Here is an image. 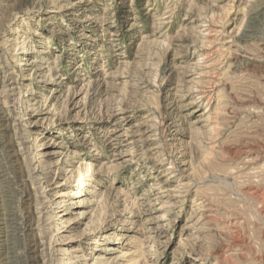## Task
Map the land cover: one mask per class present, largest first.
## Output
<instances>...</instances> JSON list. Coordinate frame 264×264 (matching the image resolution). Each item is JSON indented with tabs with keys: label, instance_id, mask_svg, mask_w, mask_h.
<instances>
[{
	"label": "rangeland",
	"instance_id": "1",
	"mask_svg": "<svg viewBox=\"0 0 264 264\" xmlns=\"http://www.w3.org/2000/svg\"><path fill=\"white\" fill-rule=\"evenodd\" d=\"M0 83V264H264V0H0Z\"/></svg>",
	"mask_w": 264,
	"mask_h": 264
},
{
	"label": "bare ground",
	"instance_id": "2",
	"mask_svg": "<svg viewBox=\"0 0 264 264\" xmlns=\"http://www.w3.org/2000/svg\"><path fill=\"white\" fill-rule=\"evenodd\" d=\"M2 4V3H1ZM7 4V3H6ZM4 5H5V3H4ZM5 6H7V5H5ZM4 11V10H3ZM4 13V12H3ZM3 23V22H2ZM1 84V83H0ZM246 89V88H245ZM25 97V96H24ZM7 126V125H6ZM35 139H37V137L35 138ZM35 143H37V141L35 142ZM9 150V149H8ZM11 150V149H10ZM16 152H13L11 155H10V157L11 158H14V157H16ZM6 155V154H5ZM40 155H41V160H42V162L39 164V165H37V167H39V168H41L42 166H46V167H48V166H50V165H52V162H49L50 160H45V157H47L48 155H53V152H50V153H46V152H41L40 153ZM15 159V158H14ZM10 161V160H9ZM1 164V163H0ZM8 164V163H7ZM5 165V164H4ZM15 165H17V166H14L12 169L15 171V172H17V173H20L21 172V168H22V165L20 164V163H16ZM0 168H1V166H0ZM4 169V168H3ZM8 169V168H7ZM2 171V170H1ZM6 172V171H5ZM11 172V171H10ZM47 172H48V170L46 169L45 170V174H47ZM7 173V172H6ZM10 175H13L12 173L10 174ZM18 175V174H17ZM48 177V176H47ZM10 178V177H9ZM12 178V177H11ZM46 178V177H45ZM14 179V178H13ZM17 179V178H16ZM19 179V178H18ZM17 179V180H18ZM24 179V178H23ZM51 177L49 176L48 177V180L49 181H51ZM11 181V180H10ZM10 181H8V182H10ZM24 181V180H23ZM18 183H20V180L19 181H17ZM16 182V183H17ZM21 182H22V178H21ZM51 183V182H50ZM8 185H10V184H8ZM16 185V184H15ZM20 185V184H19ZM50 185H52V184H50ZM17 187V186H16ZM8 189V188H7ZM1 190V189H0ZM5 191V190H4ZM7 191V190H6ZM9 191V190H8ZM2 192V191H1ZM10 193V192H9ZM12 194V193H11ZM6 195V194H5ZM55 196H53V197H57V199L60 197V196H62V195H64V193H61V194H54ZM1 197V196H0ZM3 197V196H2ZM5 197V196H4ZM3 197V198H4ZM26 197V196H25ZM52 197V196H51ZM28 199V198H27ZM2 199H0V201H1ZM24 200V199H23ZM26 201V200H25ZM4 202V201H3ZM62 211H60V213H61ZM59 213V212H58ZM201 219V218H200ZM77 219H75L74 221H76ZM202 228H200V230H201ZM210 229V228H209ZM209 231V230H208ZM200 232V231H199ZM32 235H34V234H32ZM234 236V235H233ZM30 237V236H29ZM79 237V236H78ZM32 238V237H31ZM36 238H37V236H34L31 240H30V245H28L27 246V248L25 247V249H24V252H23V255H22V258L24 257L25 258V261H27V262H32L34 259H37L38 257H32L31 255L32 254H34L35 253V251H36V247H37V245H36ZM199 241L201 242V243H203V245L205 246V247H207V248H209L211 245H212V241L210 240V239H208L207 237H204V236H200L199 238ZM11 244V243H10ZM31 244H33V245H31ZM18 245V244H17ZM17 251V250H16ZM19 252V251H18ZM21 252V251H20ZM61 256H65L66 255V252H64V250H63V248L61 249ZM18 255V254H17ZM20 256V255H19ZM10 258V257H9ZM8 258V259H9ZM64 261V260H63ZM17 262V261H16ZM55 262V264H56V262H58V261H54Z\"/></svg>",
	"mask_w": 264,
	"mask_h": 264
}]
</instances>
